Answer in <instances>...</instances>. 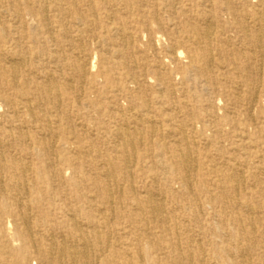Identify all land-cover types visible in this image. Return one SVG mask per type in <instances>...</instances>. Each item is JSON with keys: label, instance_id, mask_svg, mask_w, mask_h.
I'll return each instance as SVG.
<instances>
[{"label": "bare ground", "instance_id": "1", "mask_svg": "<svg viewBox=\"0 0 264 264\" xmlns=\"http://www.w3.org/2000/svg\"><path fill=\"white\" fill-rule=\"evenodd\" d=\"M85 1L50 0L53 5L49 7L45 3L36 5L37 0H25L11 15L15 24L3 18L6 15L0 5V97L6 96L11 104L0 133L6 141L18 145L15 153L0 150V194L5 199L0 206V233L4 237L0 241L1 255L12 257L13 264H264V125L248 137L238 113L245 114L248 121L254 120L250 104L257 90L252 83L247 85L249 91L241 89L236 81L228 86L229 100L239 108L229 106L225 118L238 125L234 136L242 153L240 158L212 152L214 139L224 134L219 120L209 118L206 126L212 134L208 135L198 119L177 120L176 115H159L154 110V103L164 94L188 90L186 83L179 86L175 82L170 63L179 66L182 80H187L193 70L196 76L212 81L216 77L213 67L226 62L232 68L228 73L248 76L245 78L252 82L264 78V66L257 63L264 56V0L251 14L222 0L231 8L233 26L229 21L221 22L220 11L208 4L211 0L197 4L194 0H100L119 6L113 10L125 11V16L111 10L99 15L93 6L83 11L77 4ZM190 6L198 7L197 15L192 16L195 9ZM164 11L182 12L189 19L181 32L169 30L164 45L167 60L154 65L146 59L141 62L126 50L134 47V35H139L141 29L128 24L139 21L149 27ZM26 15L32 16L33 25L22 24ZM52 17L58 24L51 22ZM133 17L136 20L131 21ZM65 20L76 29L64 28ZM99 24L103 27L95 38L109 39L112 44L100 54L98 70L93 72L96 56L87 48L85 34L87 27ZM231 27L242 33L243 42L232 41ZM28 36L38 49L29 56L20 49L12 53V42L22 46ZM160 40L157 36L156 41ZM47 49L52 68L41 66ZM148 71L156 78L155 85L146 83ZM101 77L106 79L104 86L97 80ZM92 88L102 89L116 111L111 114L114 124L107 133L100 132L104 123L98 119L99 130L86 129L89 136L85 138L75 133L68 110L75 106L71 96L77 90L84 103H93L86 98ZM148 89L153 92L151 98L144 95ZM8 90H12L11 96ZM119 92L139 95L125 108L116 102ZM199 97L195 96L197 102ZM23 110L29 121L20 118ZM75 110L85 116L80 109ZM41 111L46 113L41 115ZM37 122L41 123L37 131L28 127ZM165 126L169 130L165 131ZM171 137L174 143L166 141ZM160 144L165 146L173 172L185 188H191L193 177H201L203 189L215 191L221 207L230 209L226 223L232 225L234 234L224 237L214 251L208 247L212 242L195 229L196 224L184 222L178 212H189L195 223L193 207L170 202L166 205L155 197L161 190L167 193L158 175L150 177L152 184L145 194L136 190L133 177L136 166L146 157L142 151ZM28 154H36L39 163L27 161ZM216 158L220 164H215ZM67 169L72 171L69 178L75 188L81 190L90 179L94 190L81 194L86 207L64 208L54 217L44 208L58 204L61 194L54 190L53 178H64ZM33 179L46 185V195L29 182ZM209 181L213 189L206 186ZM109 210L116 212L113 219L109 218ZM82 212L87 217L81 216ZM122 214V225L129 231L107 230Z\"/></svg>", "mask_w": 264, "mask_h": 264}, {"label": "rangeland", "instance_id": "2", "mask_svg": "<svg viewBox=\"0 0 264 264\" xmlns=\"http://www.w3.org/2000/svg\"><path fill=\"white\" fill-rule=\"evenodd\" d=\"M25 0H5V2H1L0 5L2 9V14H5L6 20L9 21V23L15 24L16 21L11 16L16 11V6H23V2ZM163 2L162 0H154V2ZM197 3L202 2V0H194ZM233 5L236 7L238 11L245 12L246 14H251L255 11L257 6L260 4V0H229ZM36 5H39V3H45L49 7H51L53 4L50 2V0H37V2H34ZM66 5L68 3H65ZM208 4H212L213 10L220 11L219 15L221 18V22L227 23L231 26L234 25L232 17L230 15L231 8H228L222 0H211V2H208ZM78 7H80L83 11L87 8L93 6L95 7V11L99 15H103L105 12L111 10L116 15L125 16L127 15V12L125 11H119V10H113V8H119L120 7H114L111 4L103 3L100 0H87L84 3H78ZM70 6V5H69ZM196 7L190 6V9H195ZM6 9V10H4ZM198 9V7L196 8ZM193 10L192 16L197 15L198 11ZM234 10V9H233ZM70 14V13H68ZM135 15V14H134ZM159 21L152 22L149 27L140 25L139 21H133L136 20L134 17L131 18L133 22H130L128 26L135 27L137 26L139 29H141V33L139 35H134V47L132 49H126L131 55L134 57H138L141 62H144L145 59L149 64H157L162 60H167L166 53L164 51V45L168 41V32L169 30H173L176 32H181L188 21L189 17H187L182 12H176V13H170V12H162L159 16ZM22 24L24 25H33L35 23L34 20H32L31 15H26L22 19ZM51 22L53 24H58L54 22V18H51ZM63 24V27L67 28L68 30L76 29V26H73L72 24L68 23V20H65ZM103 27L102 24L89 26L87 27V33L85 34L87 36V48L95 54V62L96 66L91 67V70L93 72H96L98 70L99 66V56L100 54L105 51L107 47H109L112 44V41L105 38H95L98 31L101 30ZM57 28V27H56ZM229 34L231 36V39L235 43H241L243 42V37L241 32H237V30L233 29L231 27V30L229 31ZM160 36L161 40L158 42L156 41V37ZM98 46V47H97ZM36 46L32 43L30 37L24 39V45L18 46L15 43L12 42V45L10 46V50L12 53H17V50H23L25 54H28V56L31 54L30 52L32 50H36L38 48H35ZM38 51V50H37ZM22 52V51H21ZM96 52V53H95ZM49 54V49H47L46 53L43 54L44 61L41 62V66L43 68H52L53 64H50L47 57ZM216 59H218V55H215ZM257 63H262L264 66V56L262 60H260V57L258 58ZM215 72L214 75L216 77L213 78L212 81H206L201 77L196 76L195 71L191 70L190 77L187 80H182V75L180 73L179 66L175 63L169 64V69L173 70L174 72V80L179 84V86L186 83V87L188 90H181L178 91L175 94H164L163 99L161 101H157L154 103L155 111L160 115H176L177 120L186 119V118H194L200 120V125L206 127V133L208 135L212 134V131L207 128V124L209 122V118L211 117V120H219L222 124V127L224 129V134L221 137L215 138L214 143L211 146V150L213 153H222L225 157H236L240 158L242 157V153L240 150H238L236 145V138L235 134L238 132V125L230 123L227 121L225 116L227 115V112L229 109V106L239 108L236 103L233 101H230L229 93H228V86L231 85L233 81H236V84L241 86L240 88L243 90L249 91L251 88L247 86L248 84L252 83V87L257 90L256 98L251 102V107L254 111L251 112L253 121H248L247 116L245 114H242V112L238 111L240 114V118L245 122L247 136L253 137L257 134L259 128H261L264 125V118H263V111H264V78L261 80H258L256 82H252L250 79L245 78L248 76H239L234 75L233 73H228L231 68V64L229 62H226L222 65L219 64V66L213 67ZM151 74L150 71H148V74ZM147 74L148 85H155L156 84V78L152 75ZM77 78V77H76ZM99 83H101V86H104V83L106 84V79L104 77L97 79ZM62 81V77L60 79ZM158 87V86H157ZM259 88V89H258ZM102 89L92 88L88 91L87 99H89L88 103H84L85 99H82V96L80 92L77 90L74 92V94L71 96L74 100V108H70L68 110L69 113V122L74 125L75 133H78L79 135H84V137H88L89 135L85 134L87 130L90 132H93L94 129L99 130V124L98 119H101L103 121V125H100V132L107 133L110 128L113 126V122L111 120L112 115L116 111L114 107L108 102V98L104 93L101 91ZM154 90V89H153ZM7 93L11 96L13 93L12 90H8ZM199 94L201 97H199L198 102L195 99V96ZM138 93H131L127 94L126 92H119L116 96V102L118 105L122 107H128L130 102H135L138 97ZM147 97H152L153 92L152 90L148 89L147 94L145 93ZM221 101V102H220ZM232 104H229V103ZM137 104V103H135ZM223 108V109H222ZM263 108V110H262ZM11 109V104L7 97H0V125H3L6 123V116L7 113H9ZM75 109H80V112L84 113L85 116H79L76 114ZM191 112V113H190ZM45 111H41L40 114H45ZM53 114H56L55 112H52ZM132 113V112H131ZM212 114L213 116H208V114ZM50 114V113H48ZM82 114V115H84ZM20 118L25 119L26 121L30 120V117L26 111L19 114ZM247 117V118H246ZM16 125V123L14 124ZM41 125L40 122H37L33 125H28L30 129H34L35 131L38 130V127ZM37 129V130H36ZM87 129V130H86ZM253 129V131H252ZM164 130H169V126H165ZM41 131V130H40ZM43 131V130H42ZM96 133V130H95ZM104 133V134H105ZM246 136V135H245ZM246 136V137H247ZM0 137L3 144H0V150H3L6 153H15L18 152V145H16L13 142L6 141L2 134L0 133ZM264 141V136L261 138ZM167 142L174 143V138H166ZM103 146V145H102ZM75 148V145H72L71 150ZM149 152H145V150L142 151V153L146 155V157L140 161L141 164L136 166L133 181L136 187V190L141 193L145 194L147 191V188L152 184L151 182V176L158 175L159 183L163 182L164 186L163 189L166 190V194L163 192V190L159 191L155 197H157L160 200H163L166 205L167 203H176L179 207L181 205H187L189 207H193L196 211V221L194 223L193 217H191L190 213L187 211L179 210L178 212L182 213V219L186 223L190 224H196L194 227L197 231L201 233V235H205L209 241L212 242V244L208 245L212 251L215 250V248H218L224 237H231V235L234 234V229L231 224L226 223L231 212L230 209H223L221 207V204L219 203L216 192L209 193L204 190L202 187V178L201 177H193L191 179V188L187 189L185 188L183 181L181 178L176 177V175L173 172V165H171L170 161L167 159V154L165 152V146L160 145H151L148 148ZM151 153V154H148ZM151 155V156H148ZM26 160L30 161L33 164L39 163V159L36 154H28L26 156ZM77 159H75L74 163L77 164ZM220 160L217 158L215 159V164L221 163ZM101 163V162H100ZM80 167V170L82 169V166L78 163V167ZM149 167V168H148ZM76 168V167H75ZM93 174V171H91ZM81 173V171H80ZM72 174L71 169H67V172H65V177H54L53 182L55 185L56 192H60L58 195V204L52 205L51 207H45L44 210H46L51 215L57 216L60 214V212L64 208H71L74 206H87V202L84 201L83 196L81 195L83 191L85 190H94V186L92 184V181L88 179L81 187V190H78L79 188H75L74 185H72L70 181V176ZM29 182L39 188V193L41 195H46L47 190L46 185L37 184L35 180H29ZM127 185V183H125ZM208 188L213 189L214 186L209 181ZM163 195L165 197H163ZM259 196H256L255 199H258ZM172 200V202H171ZM5 199L1 197L0 194V206L4 205ZM201 204L200 208L198 205ZM108 215L110 216V219H113L112 216L116 215V212L114 211H108ZM219 213V214H218ZM261 214L264 218V210L261 211ZM222 215V216H221ZM81 216L84 218L87 217L86 212H82ZM122 218H119L117 221V224L112 223V227L106 228L107 230L110 228L113 233L119 232V233H127L129 231V227L126 225H122L123 222H125V214L121 215ZM219 220H218V219ZM113 222L116 223V219L113 220ZM224 223V225H223ZM226 223V224H225ZM122 225V226H120ZM109 229V230H110ZM220 231V232H219ZM112 233V235H113ZM202 237V236H201ZM3 234L0 233V241L3 239ZM126 242H129V240H126ZM218 243V244H214ZM147 246V245H145ZM5 262H8L9 264H13V258L9 257L7 255L3 256L0 253V264H3Z\"/></svg>", "mask_w": 264, "mask_h": 264}]
</instances>
